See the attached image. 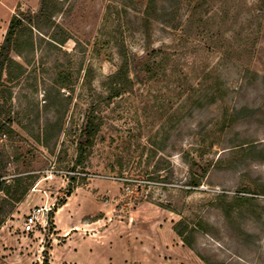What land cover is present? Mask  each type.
I'll return each instance as SVG.
<instances>
[{"label":"rangeland","instance_id":"1","mask_svg":"<svg viewBox=\"0 0 264 264\" xmlns=\"http://www.w3.org/2000/svg\"><path fill=\"white\" fill-rule=\"evenodd\" d=\"M58 1L68 41L53 48L44 29L12 53L27 72L4 89L17 134L0 138L2 181L27 193L5 210L0 264H264V0ZM122 53L132 87L108 100ZM192 172L201 185L180 193Z\"/></svg>","mask_w":264,"mask_h":264},{"label":"trees","instance_id":"2","mask_svg":"<svg viewBox=\"0 0 264 264\" xmlns=\"http://www.w3.org/2000/svg\"><path fill=\"white\" fill-rule=\"evenodd\" d=\"M157 1L158 0H148V4L151 7L154 6ZM59 5L60 2L58 0H40V8L38 12L34 13L31 10L27 12H18L13 15L10 20L4 40L0 46V138L7 137L9 139H12L13 136L17 134V132L13 128V124L16 120L11 117V106H8V101L11 100L12 95L10 92L8 93L4 89L8 84L21 80V78L27 72L26 67L17 62L12 57V53L23 57V50H25L27 53L34 52L37 46L36 37L39 38L41 42L45 41V34L43 33V31H45L44 29L46 28L53 29L55 33L48 41L49 46L57 48L58 45H63L68 41V36H60L61 34L66 33L55 21V16L60 11ZM223 5L227 6V2H223ZM233 6L234 4H232L230 8L223 7V9L219 10L217 14H214L211 20L217 23L215 25V23L213 22L215 26L225 25V23H227L230 18L229 10ZM163 10L166 11L167 9L164 8ZM35 31L37 33H35ZM58 32H60V35H57ZM211 39H215V34L211 35ZM121 56L122 58L120 66L117 72L110 76L105 83V88L108 91V100L120 97L121 95L128 92L132 87L131 69L133 65L130 62V58L126 54L122 53ZM24 59L26 60V63H31V61L27 60V58ZM146 66L148 67V73H151L153 70L150 68V65L146 64ZM103 97V95L99 96V98ZM92 116H94L93 111ZM18 125H20L24 130H27V128L22 126L21 122ZM98 130L99 124L97 126L93 119H89L87 124L88 139L94 137L97 134ZM46 134L47 128L45 131H43L42 135L34 136V139L40 144H45L43 140L45 139ZM89 143L91 144V142H88V144ZM86 149V145L78 146L80 160H82V157L86 153ZM5 174V167L0 166V193H4V196L0 195V229L2 228L7 217V213H5V210L8 207H13V201L17 203L21 202L27 193V189H23L22 191H20L19 183L21 182V180L19 179L15 180L14 185H9L8 183L2 181V179L5 177ZM200 185L201 178L197 176L195 172H192L189 181L186 184L187 190L182 189L179 190V192L190 193L193 189L198 188ZM218 197L219 199H224L226 196L221 195ZM158 206L173 213L181 214L176 208H172L171 206ZM183 226H185L183 222L175 224L174 232L181 238L186 246L197 253V248L192 243H190L188 239V227L185 226L184 228H182ZM192 231L194 232V230Z\"/></svg>","mask_w":264,"mask_h":264},{"label":"crops","instance_id":"3","mask_svg":"<svg viewBox=\"0 0 264 264\" xmlns=\"http://www.w3.org/2000/svg\"><path fill=\"white\" fill-rule=\"evenodd\" d=\"M34 4H38V0H0V14H4L7 16H13L16 14L17 9H22L25 7L31 8L32 12L34 10ZM9 11V12H8ZM10 18V17H9ZM4 227L0 229V237L3 235H8V233L4 232ZM72 233L68 235V233H64L63 236L65 238L64 242L71 237ZM29 235L25 234L23 230L21 231L20 237L25 240Z\"/></svg>","mask_w":264,"mask_h":264},{"label":"built area","instance_id":"4","mask_svg":"<svg viewBox=\"0 0 264 264\" xmlns=\"http://www.w3.org/2000/svg\"><path fill=\"white\" fill-rule=\"evenodd\" d=\"M39 213L40 211L34 210L33 213L28 217L25 226L23 228V232L27 235L34 232L35 227L38 224L39 221Z\"/></svg>","mask_w":264,"mask_h":264}]
</instances>
